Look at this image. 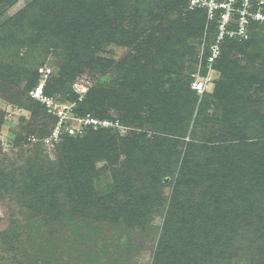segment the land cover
Listing matches in <instances>:
<instances>
[{
    "label": "trees",
    "instance_id": "trees-1",
    "mask_svg": "<svg viewBox=\"0 0 264 264\" xmlns=\"http://www.w3.org/2000/svg\"><path fill=\"white\" fill-rule=\"evenodd\" d=\"M17 2L0 0V89L33 120L13 132L15 145L26 144L23 154L30 155L22 166L0 169L1 189L19 192L17 200L45 222H64L89 264H111L108 227L115 235L147 230L166 202L151 264H264V114L219 116L227 129L220 142L197 144L193 133L179 150L198 105L192 81L199 61L183 76L174 75L183 65L177 71L174 66L193 56L191 42L204 34L205 57L210 55L217 32L215 23L206 27L205 10H191L188 0H29L8 16ZM250 31L244 41L225 39L217 73L235 79L237 70L247 69L243 60L264 63V23L254 22ZM112 44L128 47V54L106 58L101 53ZM25 47L26 57L20 55ZM8 51L12 55L5 59ZM50 54L56 72L46 81L47 96L75 103L78 116L119 119L124 126L156 124L152 128L162 133L120 136L122 128L89 126L50 144L60 154L52 164L42 146L49 145L57 116L31 95L43 78L38 66ZM85 72L95 84L79 100L73 84ZM217 85L215 97L225 87L222 81ZM151 98L159 107L155 115L144 113ZM210 106L209 98L199 103L197 125L209 120ZM178 164L180 177L166 198L162 186L174 180ZM102 178L107 182L101 193ZM92 234L98 235L94 242ZM133 246L128 241L126 250Z\"/></svg>",
    "mask_w": 264,
    "mask_h": 264
},
{
    "label": "rangeland",
    "instance_id": "rangeland-1",
    "mask_svg": "<svg viewBox=\"0 0 264 264\" xmlns=\"http://www.w3.org/2000/svg\"><path fill=\"white\" fill-rule=\"evenodd\" d=\"M29 0H18V2L9 9L8 16L16 14L21 8H23ZM131 14H128L126 18L130 19ZM27 29V28H26ZM31 32V30H27ZM25 33L24 30L20 32L19 36ZM205 40V34L201 40H195L191 42L194 45L195 52L193 56H188L186 61H180L174 66V70L177 71L179 66L183 65L184 71L175 73L174 75H185L197 64V59L201 57L203 41ZM27 48L22 49L21 56L26 57ZM129 48L125 46H117L115 44L109 45L106 49H103V56L106 58H113L120 60L128 54ZM12 52L5 53L4 58L11 57ZM39 53L36 54V56ZM239 55V53H236ZM18 59V58H17ZM49 62L38 66V72L42 74L45 68L50 67L52 69V75L56 68H53V63L56 62L54 54L48 56ZM21 62L20 60H18ZM243 60L240 64L246 65L247 69L237 70L235 79L228 78L223 73L214 72L215 78H219L218 81H214L208 87V90L202 94L198 93V105H196L190 122L188 133L183 140H181L179 150L185 149V144L192 140V135L195 134V143H216L222 139V134L227 132L226 125L219 121V116L222 118L225 114H264V63L261 60L248 61ZM22 63V62H21ZM198 63V62H197ZM56 72V71H55ZM55 74V73H54ZM242 74V77L240 75ZM252 76L255 79L251 78ZM98 77V76H96ZM96 79V78H95ZM95 79L92 78L87 72L80 75L75 84H84L87 87L95 84ZM222 81L224 89L220 90L221 95L214 96V92L218 89V83ZM225 96L223 97V94ZM223 97V98H222ZM205 98L211 100V106L205 114L209 118L207 122L202 121L199 125L196 123V116L198 114L199 103ZM158 105L156 101L151 98V101L144 107L145 114L157 113ZM218 114V116L216 115ZM117 116L115 112L112 114ZM24 118V120H21ZM0 120L2 124L0 127V169H4L9 172L13 166H22L26 161L30 152L23 154L26 147L25 145H15L14 133L21 131L22 126L27 122H31V112L19 108L15 105L8 96L3 94L0 89ZM151 127H137L136 125L125 124L122 125L121 131L118 132L120 136H127L130 133H141L146 131L149 137L153 135L161 134L154 130L152 127H156V124H149ZM197 125V126H196ZM228 127V125H227ZM193 131V132H192ZM186 142V143H184ZM27 147H29L27 145ZM46 155L50 159L52 164H57L60 159V154L54 145L42 146ZM199 152V151H197ZM21 154V155H20ZM184 153L181 154V158ZM123 156V154H122ZM205 154H201V159H205ZM124 157V156H123ZM198 159L196 156H192ZM105 164V161L99 162V166ZM180 164H178L177 172L174 180L171 179L162 186L164 196L167 198L173 190L174 185L177 183L180 177L179 172ZM107 179H101L97 181V188L102 193L104 185ZM1 185V183H0ZM17 194L12 190L10 193L4 191L0 187V264H45L47 260H53L54 264H60L66 262L67 264H89V258L83 254L79 245H76V236L71 232L72 230L66 226L64 222L57 224H50L45 222L40 216L35 215L32 209L24 204L23 201L17 200ZM23 202V203H22ZM167 202L160 207L156 213L153 214L152 221L150 222L147 230H135L132 233L123 231L119 235H115L110 227L109 233L105 234L109 241V250L113 254V259L109 262L111 264H151L154 253L157 248V239L160 236L161 228L164 223V219L167 213ZM98 230L102 232L100 224H94ZM104 233V232H103ZM8 238L5 239V236ZM17 235V239L13 236ZM93 240L98 239V235L92 234L90 236ZM133 241L134 246L129 250L127 248V242ZM93 242H90L93 244ZM117 249L120 253H117ZM108 256V255H107ZM109 258V256L107 257ZM248 262V261H247ZM247 262H240V264H248ZM91 264H97L96 262ZM234 264H238L235 262Z\"/></svg>",
    "mask_w": 264,
    "mask_h": 264
},
{
    "label": "built area",
    "instance_id": "built-area-1",
    "mask_svg": "<svg viewBox=\"0 0 264 264\" xmlns=\"http://www.w3.org/2000/svg\"><path fill=\"white\" fill-rule=\"evenodd\" d=\"M191 10L203 9L206 12L208 28L211 24L216 25L215 41L209 45L210 55L205 57L207 46V34L202 46L201 57L197 70L193 74L192 88L202 94L208 90L210 84L215 80L216 69L214 64L221 56L222 44L227 38L244 41L251 36V25L254 22L264 23V0H188ZM204 67L206 72L203 73ZM43 78L40 83L31 91L34 98L39 99L48 108V112L57 116V122L46 139L47 144L57 141L62 134H79L86 127L98 128H122L119 119L99 118L92 114L78 116L74 113L75 103L58 101L52 96L44 93L46 81L52 74L50 67L42 72ZM74 90L82 100L88 87L84 84H75Z\"/></svg>",
    "mask_w": 264,
    "mask_h": 264
},
{
    "label": "water",
    "instance_id": "water-1",
    "mask_svg": "<svg viewBox=\"0 0 264 264\" xmlns=\"http://www.w3.org/2000/svg\"><path fill=\"white\" fill-rule=\"evenodd\" d=\"M170 180V178H166V181H169Z\"/></svg>",
    "mask_w": 264,
    "mask_h": 264
}]
</instances>
